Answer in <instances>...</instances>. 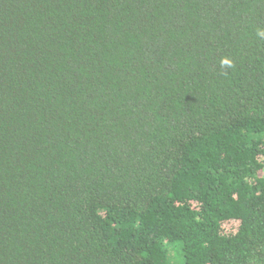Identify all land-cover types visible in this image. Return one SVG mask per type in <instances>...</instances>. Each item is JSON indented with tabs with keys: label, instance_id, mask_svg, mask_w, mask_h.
Segmentation results:
<instances>
[{
	"label": "trees",
	"instance_id": "16d2710c",
	"mask_svg": "<svg viewBox=\"0 0 264 264\" xmlns=\"http://www.w3.org/2000/svg\"><path fill=\"white\" fill-rule=\"evenodd\" d=\"M173 251L264 264V0H0V264Z\"/></svg>",
	"mask_w": 264,
	"mask_h": 264
},
{
	"label": "rangeland",
	"instance_id": "374dc122",
	"mask_svg": "<svg viewBox=\"0 0 264 264\" xmlns=\"http://www.w3.org/2000/svg\"><path fill=\"white\" fill-rule=\"evenodd\" d=\"M235 225L234 223L231 222H226L225 227L230 228V226ZM171 258L173 262H176L178 264H182L184 261L183 254L180 252H175L171 253Z\"/></svg>",
	"mask_w": 264,
	"mask_h": 264
}]
</instances>
